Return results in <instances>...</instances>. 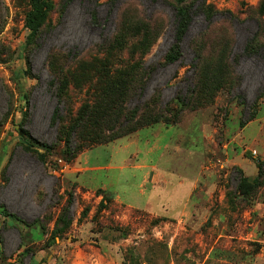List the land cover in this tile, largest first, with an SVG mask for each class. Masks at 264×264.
Returning <instances> with one entry per match:
<instances>
[{
  "label": "rangeland",
  "instance_id": "obj_1",
  "mask_svg": "<svg viewBox=\"0 0 264 264\" xmlns=\"http://www.w3.org/2000/svg\"><path fill=\"white\" fill-rule=\"evenodd\" d=\"M48 1L53 9L32 42L29 0H10V8L0 0V211L43 227L1 214L0 264H264V173L251 195L238 192V170L252 182L264 162V51H245L264 43L262 0H188L196 13L175 64L165 62L174 0ZM143 36H153L150 49L131 50ZM118 37L129 45L108 47ZM50 54L75 60L79 77L94 56L142 60L147 84L131 109L155 99L176 110L180 97L190 107L174 125L161 122L67 163L63 123L53 120ZM224 66L230 79L212 86ZM154 168L155 185L146 182ZM99 189L113 195L103 211ZM67 207L71 219L52 237Z\"/></svg>",
  "mask_w": 264,
  "mask_h": 264
},
{
  "label": "trees",
  "instance_id": "obj_2",
  "mask_svg": "<svg viewBox=\"0 0 264 264\" xmlns=\"http://www.w3.org/2000/svg\"><path fill=\"white\" fill-rule=\"evenodd\" d=\"M187 1L174 0L175 35L174 43L165 57V62L168 64H175L181 58V44L184 35L196 13L195 3L189 5ZM29 4L31 9L26 15L25 26L30 31L31 41L34 42L42 34L53 4L48 0H29ZM203 9L204 6L200 8V12H203ZM260 13L264 14V0L261 2ZM153 40V36H143L137 44H132L131 50L140 48L142 52H145L150 49ZM108 45V47L120 50L128 46L129 43L127 39L118 37ZM245 51L249 56L259 55L264 51V43L255 48L248 44ZM118 56L121 55H117L116 60L122 63L113 64L109 56L90 58L88 68L79 77L74 72L75 64L73 65V63L75 60L70 62L68 56H62L60 61L57 60L58 56L50 54L48 67L53 76L50 87L51 89L55 88L54 96L58 104L53 114V120H61L63 123L62 138L65 150L61 160L69 163L85 150L92 149L94 146L108 145L161 122L166 125H174L180 121L185 108L190 107L191 99L187 102L185 98L180 97L174 100L179 104L176 110L167 107L160 108L155 99L131 109V100L146 88L147 72L144 70L142 60L130 63L128 57L119 60ZM230 75V66H224L222 69L218 68L208 81L212 86L223 85L227 79H230ZM20 91H22L21 88ZM84 91L85 95L81 97ZM77 98L80 99L79 105H75ZM63 108L66 110L64 115H62ZM21 139L22 143L27 146L34 147L33 143L37 144L32 139ZM37 145L50 151V148L44 144ZM257 166L259 174L252 182L243 175L241 170H238V192L240 195L247 197L261 185L264 162H258ZM97 195L103 196L98 206V211H103L113 200V195L103 189H99ZM71 203L72 201H70ZM87 211L84 209L81 215L86 216ZM1 214L6 218H14L27 227L32 226L4 209H1ZM70 217V209L67 207L64 214L55 222L52 237L59 236L63 232L67 220L71 219ZM35 224L42 227L39 222H34L33 226ZM42 233L44 236L49 234L47 230ZM56 239L53 238V242H56ZM22 256H25V253ZM120 264L126 263L122 261Z\"/></svg>",
  "mask_w": 264,
  "mask_h": 264
},
{
  "label": "crops",
  "instance_id": "obj_3",
  "mask_svg": "<svg viewBox=\"0 0 264 264\" xmlns=\"http://www.w3.org/2000/svg\"><path fill=\"white\" fill-rule=\"evenodd\" d=\"M147 176H148V178H147L146 182H150V183L153 184V185L157 184V183L159 182L160 178H161V174H159L158 172H156V171H155V168L152 169V171H151ZM114 199H115L116 202H118V203L120 202V204H122V205H126V204L120 199L119 196L114 197ZM188 200H189V198L187 199V201H188ZM126 206H129V207L135 208V207L130 206V205H126ZM184 210H185V205H184V207L182 208L181 211L184 212ZM180 213H181V212H180ZM154 214H155V213H154ZM182 214H183V213H182ZM182 214H179V215L181 216ZM155 215H156V214H155ZM57 241H58V240H57ZM79 253L83 254L84 256L87 254L86 252H83L81 249L78 251L77 254H79ZM96 260L102 262V261H105V260H107V259H106L104 256L100 255V257H98ZM96 260H94V262H95ZM108 264H113V263L109 262Z\"/></svg>",
  "mask_w": 264,
  "mask_h": 264
},
{
  "label": "built area",
  "instance_id": "obj_4",
  "mask_svg": "<svg viewBox=\"0 0 264 264\" xmlns=\"http://www.w3.org/2000/svg\"><path fill=\"white\" fill-rule=\"evenodd\" d=\"M9 1H10V0H4L5 5L7 6V8H10V3H9ZM254 154H255V152H254ZM59 162H60V164H61V166H62V169H65L67 164L64 163V165H63V161H61V160H60Z\"/></svg>",
  "mask_w": 264,
  "mask_h": 264
}]
</instances>
